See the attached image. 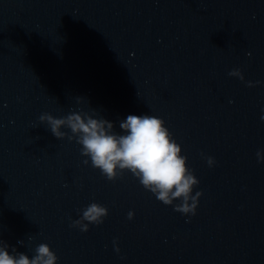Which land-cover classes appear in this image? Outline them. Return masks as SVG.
<instances>
[{
    "label": "water",
    "instance_id": "1",
    "mask_svg": "<svg viewBox=\"0 0 264 264\" xmlns=\"http://www.w3.org/2000/svg\"><path fill=\"white\" fill-rule=\"evenodd\" d=\"M79 111L121 135L128 115L164 120L199 180L196 214L129 171L109 181L39 120ZM257 152L264 0H0V240L10 254L31 259L46 243L56 264H264ZM93 202L108 209L103 223L72 227Z\"/></svg>",
    "mask_w": 264,
    "mask_h": 264
},
{
    "label": "clouds",
    "instance_id": "2",
    "mask_svg": "<svg viewBox=\"0 0 264 264\" xmlns=\"http://www.w3.org/2000/svg\"><path fill=\"white\" fill-rule=\"evenodd\" d=\"M230 76L243 80L240 70L229 73ZM251 86V84H249ZM95 112H70L64 117L56 118L49 113L39 117L46 122L51 133L57 139L67 136L82 145L81 153L89 157L93 168L99 169L109 181L116 180L125 171L131 172L143 185L165 205H172L173 201L180 200L174 210L185 215L196 214L199 197L202 193L192 195L193 187L199 184L192 170L187 165V157L181 155V147L173 139L165 122L161 118L151 115H128L119 123V128L125 134L113 131L112 122L104 118H93ZM70 129L72 135L61 131V128ZM258 161H264V156L257 152ZM209 166L215 161L207 157ZM84 164L89 161L85 159ZM108 215V209L98 203H91L82 212L79 220L73 221L72 227H79L87 232L88 224H101ZM134 213L129 212L132 219ZM87 221L88 223H85ZM22 243V241H18ZM9 245L0 240V264H56L58 257L46 243L39 244L35 255L30 259L28 255L8 251ZM119 252V248H116Z\"/></svg>",
    "mask_w": 264,
    "mask_h": 264
}]
</instances>
